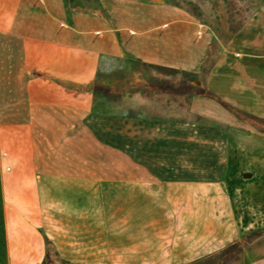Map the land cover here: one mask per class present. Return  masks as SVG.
Returning a JSON list of instances; mask_svg holds the SVG:
<instances>
[{
    "label": "crops",
    "instance_id": "obj_1",
    "mask_svg": "<svg viewBox=\"0 0 264 264\" xmlns=\"http://www.w3.org/2000/svg\"><path fill=\"white\" fill-rule=\"evenodd\" d=\"M0 16V110L3 126L19 129V143L26 144L19 169L75 171L79 177L74 181L81 192L67 207L81 211L48 219L57 224L50 245L68 261L179 263L170 260L178 244L169 225L187 216L172 214V208H186L187 193L203 191L204 185L218 190L228 171L264 176V153L252 161L255 153L236 151L233 134L213 124L232 120L216 99L179 95L191 112L212 120L208 125L151 112L155 97L139 104L136 116L95 110L106 58L202 67L212 35L201 28L197 38L198 28L182 7L169 0H0ZM248 72L247 78L258 79L257 95L245 96L248 87L242 85L231 90L229 74L218 64L206 88L243 110H262L264 63L258 75ZM257 160L258 173L252 168ZM258 186L264 190V183ZM249 198L244 194L242 211L229 218L264 223V205L259 215L251 213ZM88 207L99 214H86L82 209ZM108 207L114 208L110 215ZM124 209L131 211L124 215ZM11 235L0 231V264H44L48 246L42 236L33 254L25 233L13 234L15 247Z\"/></svg>",
    "mask_w": 264,
    "mask_h": 264
},
{
    "label": "rangeland",
    "instance_id": "obj_2",
    "mask_svg": "<svg viewBox=\"0 0 264 264\" xmlns=\"http://www.w3.org/2000/svg\"><path fill=\"white\" fill-rule=\"evenodd\" d=\"M169 2L182 7L189 14L191 23L198 28L195 34L197 38L200 37L201 28L212 35L208 56L202 67L191 70L134 59L106 58L98 77L100 93L96 100V111L136 116L141 112L139 104L155 97L151 112L171 118L184 115L180 117L211 124L212 120L190 111V103L182 99L183 95L179 98V95L160 91L156 83L168 81L179 86L182 81H187L189 85L206 88L210 72L217 64L229 74L231 90L240 91L244 89L242 85L248 87L245 96L258 94V79L246 76L248 69L258 75L259 66L264 63V0ZM2 20L0 16V25ZM261 25L263 28H260ZM171 96H175L176 100H171ZM225 103L228 108L222 104L220 106L231 115L232 120L224 118L225 123L213 124L224 135L233 134L236 151L245 148V151L255 153V156H251L252 161L253 157L258 159V152L264 153V107L250 112ZM3 113L0 110V231L12 233V247L18 243L13 234L25 233L28 249H32L33 254H38L37 243L42 236L48 246L44 264H79L68 261L50 245V234L57 224L48 220L53 216L78 214L81 211V208L67 207L81 192L74 181L79 177L73 175L75 171H27L25 168L20 171L18 159L25 157L26 144L19 143V129L3 126ZM252 163H255L252 166L256 170L254 172L258 173V160ZM252 172L228 171L220 178L218 190L215 186L204 185L203 191L187 193L186 208H172V214L186 215L187 218L169 225L172 242L178 244L177 248L173 247L170 260H178L176 264H189L207 258L212 260L207 264H264V223H237V219L233 222L229 218L233 211H242L244 194L250 196L251 213L259 215L260 205H264V187L263 191H259L258 185L264 183V176L255 177ZM235 203L240 206L235 207ZM82 210L89 215L99 214L94 207ZM126 210L130 209H124V215ZM107 211L106 214L110 215L114 208L108 207ZM210 217L218 219V223H211ZM46 219L48 222H45Z\"/></svg>",
    "mask_w": 264,
    "mask_h": 264
},
{
    "label": "trees",
    "instance_id": "obj_3",
    "mask_svg": "<svg viewBox=\"0 0 264 264\" xmlns=\"http://www.w3.org/2000/svg\"><path fill=\"white\" fill-rule=\"evenodd\" d=\"M194 74V73H192ZM196 79H193L192 81H194ZM157 86L158 89L160 91L163 92H168V93H172L175 95H183V96H195V95H199V96H204V97H208V98H213L216 99L217 102H219L220 104H222L223 106L227 107L225 102H223L220 98H218L212 91L206 89L205 87H201V86H192L189 85L187 83V81H182V83H180L179 86L170 83L168 81H157ZM212 260H210V258L207 259H200L197 260L195 262L189 263V264H207L210 263ZM188 264V263H187Z\"/></svg>",
    "mask_w": 264,
    "mask_h": 264
}]
</instances>
